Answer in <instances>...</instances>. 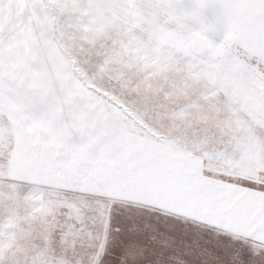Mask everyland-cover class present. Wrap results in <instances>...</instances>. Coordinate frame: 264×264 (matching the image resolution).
Listing matches in <instances>:
<instances>
[{
    "label": "rangeland",
    "instance_id": "rangeland-1",
    "mask_svg": "<svg viewBox=\"0 0 264 264\" xmlns=\"http://www.w3.org/2000/svg\"><path fill=\"white\" fill-rule=\"evenodd\" d=\"M0 1V84L23 67L29 94L93 106L84 176L78 143L36 131L49 102H28V148L0 103V264H257L215 234V172L264 186V0ZM51 148L72 172L38 170Z\"/></svg>",
    "mask_w": 264,
    "mask_h": 264
},
{
    "label": "crops",
    "instance_id": "crops-1",
    "mask_svg": "<svg viewBox=\"0 0 264 264\" xmlns=\"http://www.w3.org/2000/svg\"><path fill=\"white\" fill-rule=\"evenodd\" d=\"M5 5L4 1H0V9H4ZM9 54L17 56L16 53L9 52ZM20 65L23 66L22 57ZM26 70L22 67L18 74L15 67L9 68L5 74L7 79L0 84V103H3V116L11 126V133L16 135L18 124H22L18 136L20 147H30L31 145L28 147L22 145V141L28 137L29 121L25 117L28 102H38V100L49 102V107L54 108L49 112L51 117H45L49 123L45 127L39 124L36 131L48 146L50 138L59 136L69 140L68 144L78 143L80 148L69 154L74 166L73 171L83 174L90 173L92 167L84 149L89 143V141L86 142V138L91 139L92 133L93 106L90 91L78 85L79 89L76 94L72 96L69 93L67 96L61 94V88L58 85L48 83V86L38 84L32 87L35 94H29L31 90L28 88ZM44 88H48V90H44ZM61 102L69 105V108L61 109ZM34 112L38 115L37 110ZM155 146L160 150L161 146ZM11 149H13L11 158L17 161V146L13 145ZM174 157L191 158L188 155L180 154V152H174ZM45 163L55 164L58 167L55 170L41 167L38 169L40 172L58 171L60 165L66 166V169L62 168L61 171L72 172L67 165L61 164L58 154L52 148L51 153L48 152L45 157ZM162 172L171 174L167 169ZM172 173L177 176L176 171H172ZM55 179L56 176L51 174L48 177L43 176L41 180L46 182L45 185H48L49 181ZM244 179L245 182H241L228 173L215 172V234L218 233V237L221 239L220 243L228 250L239 254L246 261L264 264V186L252 182L251 179ZM247 179L250 183H246ZM171 190L180 191V195L183 196V191H186L187 187L186 190H182V186L173 185Z\"/></svg>",
    "mask_w": 264,
    "mask_h": 264
}]
</instances>
